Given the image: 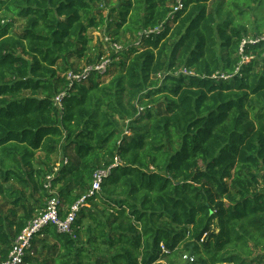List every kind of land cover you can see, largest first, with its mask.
I'll list each match as a JSON object with an SVG mask.
<instances>
[{"label": "trees", "instance_id": "16d2710c", "mask_svg": "<svg viewBox=\"0 0 264 264\" xmlns=\"http://www.w3.org/2000/svg\"><path fill=\"white\" fill-rule=\"evenodd\" d=\"M103 2L0 0V264L50 198L64 217L109 166L72 232L49 225L22 264H264V37L240 52L226 6L264 0ZM104 27L139 37L108 79L90 52Z\"/></svg>", "mask_w": 264, "mask_h": 264}, {"label": "built area", "instance_id": "2783aa9c", "mask_svg": "<svg viewBox=\"0 0 264 264\" xmlns=\"http://www.w3.org/2000/svg\"><path fill=\"white\" fill-rule=\"evenodd\" d=\"M184 3L183 0H177V4L174 7V11H177L183 8ZM154 31H162V27L156 28ZM261 37L253 38H244L240 47V52L244 51V45L246 43H256L260 41ZM115 47H118L116 43H114ZM121 48V47H120ZM119 48V49H120ZM98 71L101 68H104L102 73L109 71V67L107 62L98 63L94 66ZM88 72V71H87ZM185 73H193L192 71H188L184 69ZM230 76L223 72L217 73L213 76V78H224L227 79ZM56 99L59 101L60 96H57ZM119 158H116V161L113 165L119 163ZM64 163H68V159H64ZM61 166V164H60ZM60 166L56 167V171L59 170ZM112 166L106 168H99L94 172L92 186L87 192L86 195H83L78 201L72 204L64 217L60 215V207H59V199L57 196L50 198L47 201L45 208L34 218H32L25 228L20 232L17 238L13 242V247L9 254L7 260L2 262V264H22L25 255L32 247V242L34 237H36L40 232L45 230L49 225H55L58 231L61 232H72V224L75 222L78 213L82 209V207L86 204L87 198L95 195L97 192L101 190L102 183L105 178L110 174ZM51 176H48L50 179ZM50 180L47 182L46 187H50ZM164 249V245L162 244ZM187 258V256H185ZM165 263V262H164ZM166 264V263H165Z\"/></svg>", "mask_w": 264, "mask_h": 264}, {"label": "rangeland", "instance_id": "374dc122", "mask_svg": "<svg viewBox=\"0 0 264 264\" xmlns=\"http://www.w3.org/2000/svg\"><path fill=\"white\" fill-rule=\"evenodd\" d=\"M117 2H119V0H104V2L100 5V7L103 9L104 14L108 15L110 13L111 4L112 3L115 4ZM226 6L230 10L233 11V15L235 16L237 23H240L242 25V28H244L246 30L247 36H245V38L255 39L257 37H264V33H260V31H258V29L256 27L257 26L256 22H259L258 19H260V20L264 19V11L256 13L251 9V13L248 16H242V15H237V11L234 10L228 4V2H227ZM211 8H213V5H211ZM20 26H22V21L16 22L15 27L17 30L21 29ZM114 32H115V30H112L111 28L107 29V27H104L103 29H101L99 31L93 29V30H90V32H89V34L92 36V41L90 42L91 55L95 58L98 57L99 63H101L103 61H104V63L107 62L108 67H109V72H107V74H105L102 77V79H108L112 74H115V72H117V70H118L117 67H113L112 62H114V61L118 62L120 59H114L112 57V55H115L119 52H122L129 45H131L133 43H137L139 41V37L135 34H131V33L114 34ZM120 32H123V30H120ZM114 43H116L118 47H115ZM76 64L80 68H82L85 65L84 61L79 62L77 60H76ZM103 70H104V68H101L99 72L102 73ZM64 157L65 156L63 155L62 150L59 149L55 154H53L52 161H51L50 165H52L53 168L60 166ZM39 159L40 160L44 159L43 153H39ZM7 185H12L15 188L24 189L25 194H26V200L24 201V203L28 207L33 206L34 200L32 198L31 189L25 188L21 184L15 182V181H11V182L7 183ZM38 196H40V195H38ZM1 203L6 204L5 201L3 200V197L0 195V204ZM11 206H13V205L7 204V205H5V207L1 208L2 209L1 211L5 214H11V212H10ZM18 213H23V208H19ZM204 239H206V234L204 235ZM47 243H51V240H48Z\"/></svg>", "mask_w": 264, "mask_h": 264}]
</instances>
